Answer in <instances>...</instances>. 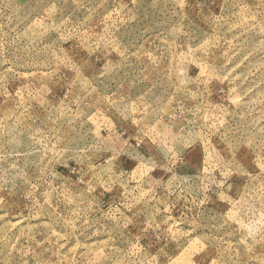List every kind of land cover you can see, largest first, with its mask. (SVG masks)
I'll use <instances>...</instances> for the list:
<instances>
[{"label":"rangeland","instance_id":"374dc122","mask_svg":"<svg viewBox=\"0 0 264 264\" xmlns=\"http://www.w3.org/2000/svg\"><path fill=\"white\" fill-rule=\"evenodd\" d=\"M0 264H264V0H0Z\"/></svg>","mask_w":264,"mask_h":264}]
</instances>
